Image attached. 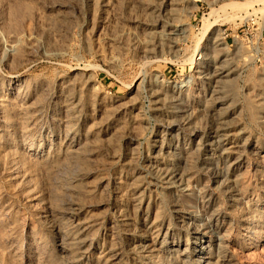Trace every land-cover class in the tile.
<instances>
[{
	"label": "rangeland",
	"instance_id": "rangeland-1",
	"mask_svg": "<svg viewBox=\"0 0 264 264\" xmlns=\"http://www.w3.org/2000/svg\"><path fill=\"white\" fill-rule=\"evenodd\" d=\"M169 1L0 0V264H67L56 228L72 217L93 221L92 241L106 255L132 262L130 248L143 233L137 179L149 190L151 223L173 228L183 246L216 238L222 243L211 245L215 257L264 264V0H179L176 18ZM158 5L169 11L158 12ZM157 20L164 30L181 24L186 30L177 53L165 41L157 44L151 31ZM225 54L226 65L240 72L221 86L228 103L212 108L214 84L203 76ZM84 81L91 87L78 95L71 85ZM169 87L184 119L153 112V93ZM73 97L83 100L76 139H88L74 161L61 150L73 136L66 124L71 110L64 107ZM230 105L247 131L243 140L254 143L244 150L246 169L233 197L220 177L226 167L210 155L215 122ZM163 138L177 147L175 158L187 170L176 195L149 174V157L166 154ZM89 186L98 189L87 194ZM190 224L204 236L193 238ZM192 258L188 264H197ZM100 259L97 253L87 262L103 264Z\"/></svg>",
	"mask_w": 264,
	"mask_h": 264
},
{
	"label": "bare ground",
	"instance_id": "bare-ground-1",
	"mask_svg": "<svg viewBox=\"0 0 264 264\" xmlns=\"http://www.w3.org/2000/svg\"><path fill=\"white\" fill-rule=\"evenodd\" d=\"M178 1L179 0H170L169 1L170 4H169L168 9L172 12L171 15H173L174 17L177 14V11H176L177 7H175V6L177 5ZM168 9H166V7L162 8L160 6L158 9L156 8V10L158 12H163L165 14H166V11ZM161 15H164V14H161ZM167 15L169 16V14H167ZM174 17H172V18H174ZM175 21H177V20H175ZM163 23L164 22L160 23L159 20H157L155 27L152 28V30H151L155 36L156 42H157V44L160 45L161 42L164 43V41H165L166 46L168 45L169 51L170 52L172 51L173 53H177V49H176V47H178V46H176V45H178L177 41L179 40L180 36H182V35L184 36V34L186 33V30L184 29L183 26H181L182 24L180 26H172L170 24L171 27H169V29L164 30L163 29L164 28ZM207 27H209V26H206V28ZM206 31L207 30H205V32ZM221 40H222L221 38H215L214 43H216V45H218L220 47L222 44ZM36 41H37V39H36ZM146 41H145V43H146ZM153 41H155V40H153ZM39 42H40V40H39ZM147 44H149V43H147ZM14 47H16V46H14ZM146 47H148V45H146ZM48 51H49V49H48ZM48 51L47 50L45 51V56H47V57L52 56V53L48 52ZM164 51H163V55H165ZM57 53H58V51H57ZM168 54H169V52H168ZM228 61H229L228 55L225 54V55L220 57V59L218 60V63L216 60V62L215 61L213 62V65L211 64L208 72L206 70H205L206 73L200 72L202 75H203V73H205L203 78L208 79L209 81L208 80L207 81L209 83L211 82V84H214L213 87H211V92H209V94L211 93L210 95H212V97H213V98L211 97L213 100L212 101L213 102L212 108H215L216 105H226L228 103V102H226V100H229V99L227 97L221 96L224 94V91H222L223 89L221 88V86L223 85V83L226 82L225 81L226 78L230 79V77H233V76H234L233 78H235V76L239 75L240 71H239L237 65L236 64L231 65L230 63L228 65H226V63ZM74 81H76V80H74ZM71 87H73V88L75 87L74 89L77 88L78 90L80 89L81 91L78 92V95H79V93H80V95H82L83 89L84 88L90 89L91 83L88 81L85 83L75 82L74 85H71ZM169 88L167 90V93H168V91H170V89H172V95L171 94L168 95L167 93L165 94L163 91H158L156 93H153V96L155 94V96H154L155 100L153 101V103H155V106L153 108V112H156L158 115H160V114L168 115V114L174 113L176 116L181 117V119L182 118L184 119V117L186 116V112L182 111L178 107L181 104L179 95L176 92V90H174L175 89L174 87L173 88L171 87L170 89ZM86 92L87 91L85 90V93ZM91 93H92V91H91ZM87 94H89V93H87ZM90 95H92V94H90ZM71 96H73V95H71ZM75 98L76 97H73L72 99L67 100L66 103L64 104V107L67 110H69V111L71 110L70 115L68 112L69 116L67 115L68 118L66 119V124L68 125L67 128L70 130L69 131L70 134L69 133L68 134L70 136L71 135H73V136L70 139L68 138V140L63 143L62 149H61L63 151V157L66 156L67 158H69L71 160L78 159L82 154L85 153L86 148H87L86 147L87 144L85 142H87V140H88L87 139L83 143V142H81L80 139L79 140L76 139L77 138L76 132H74L76 129L75 121L77 122V120H79L81 117V114H77L78 113L77 109L80 108V107L78 108V106H81V102L83 100L82 99H75ZM263 99L264 98H262V100ZM167 102L170 103V106L166 105ZM135 104L132 105L133 108H135ZM263 105H264V102H263ZM235 107L236 106L230 105V106L226 107L228 112L226 111L225 113H220L218 115V119H217L218 122H215L217 125V126L215 125L216 130L214 131V134L211 137L213 139V144H211V147H210V152H211L210 155L212 157H214L215 159H217L220 162V164L223 165V167H226L223 169H225V170L227 169L224 175L222 173H220V174H222V175H220V177H221V179H223L222 185H223L224 189L226 190V192L229 195H231L230 197L234 196V193H235L234 190H235L236 185L238 184V180H239V176H240L239 172L242 171V168L244 169L246 167V166L244 167V165L246 163V160L244 157V154H245L244 150L249 148L250 146H252V147L254 146L253 142H246V140H243L247 134V131L243 128L242 121L240 122V118L238 119V117L236 116V112H235L236 110L234 111V109H236ZM262 107L264 108V106H262ZM219 108H220V106H219ZM263 108H262V110H263ZM229 110H230V112H229ZM214 111H215V109H214ZM80 113H81V111H80ZM212 114H213V112H212ZM262 115L260 116L261 117L260 119H262L264 121V115L263 116ZM173 118H175V117H173ZM181 123H182V121H181ZM262 124H264V123H262ZM167 128H168L167 129L168 131L174 130V122L172 124L170 123ZM68 134L66 136H69ZM168 135H170V137H173L172 132H170ZM64 140H66V139H64ZM164 140H167V139L163 138V142H160L162 144L159 146H160V149L162 150V152H166V154H164V153L157 154V155L154 154V155L149 157L148 163H150L149 165L151 167L149 174H151L153 176L157 185H159L164 190H166V192L176 195L179 191L181 192L182 188L184 187V184L186 181V176H187V172H186L187 170H184L185 168L182 167V165H180V163H178L176 158H175V156H176L175 151H176L177 147L176 148L175 147L170 148V143L169 144L164 143L165 142ZM90 141H93V140H91V137H90ZM90 141H88V142L90 143ZM59 146L61 147V145H59ZM159 146H156L157 151H159V149H158ZM87 151H88V149H87ZM55 154H57V153H55ZM69 162H71V161H69ZM62 169H64V168H62ZM216 169H217V167H216ZM63 176H64V174H63ZM140 176H138L139 179H140ZM241 176H242V174H241ZM141 177H143V176H141ZM137 181H138V183H137ZM137 181L134 182V185L138 184L137 188L136 187L133 188L134 190H136V192H134L136 194V195H134V198H135L134 203H135V206H137L139 208V211L141 212V215H142V217L138 218V222L141 223L143 226V229H142L143 233L142 234L140 233L138 235L136 234L137 235V236H135L136 238L134 236H132L135 238L134 242L132 243V246L130 245L131 246L130 250L132 252L131 253L132 254L131 259L133 261L130 262V260L128 261V260L123 259V257L122 258L118 257L119 254H118V256H116L114 253H109V254H112L109 256L106 255L105 251H107V250H105V249L100 250L99 243L96 242L97 245L96 244L94 245V242L92 241V240H95V238L92 237V235L90 234L92 231L93 225H94L93 221L90 219H87V218H81L80 217V218H74L73 219V217H72L71 220L66 219V221L59 223L60 226H57V228L55 227L56 229H59V234H60L59 236L62 237V238L60 237V240L62 242L60 243V240H59L60 244L59 243L58 244L62 250V254H63L67 264H88L87 260L89 258L93 257L94 255H96L97 253H98V255H100L103 264H170L169 260H171L172 262L174 261L173 264H188L193 259L192 256L197 257L195 260V261H197V264H229V262H230V259H228L229 257H226L225 254H221V255L215 257V255L213 253L214 251L211 248L212 244H215V246L217 245V247L220 248L222 240H219L216 238H209V240H204L203 238H200L199 241L193 242L194 246H192V247H188V243L185 242L186 243V244H184V245H186V247H185L182 245L183 241L180 238L177 240L176 239L177 236L175 237V235H173L174 234L172 231L173 228H171L170 226H168V227L165 226L166 227V229H165L164 227H162V225H161L162 223H158V222H155V223L152 222L151 223V211H150V209L147 208V206H145V204L147 202L146 201L147 197H146L145 193L149 190H147L148 188L146 187L147 185L145 184V182H144V184L146 186L142 185L143 182L141 183V181H144V179L141 181H139L137 179ZM150 182L151 181H149V183ZM128 188H129V185H128ZM140 188H141V191L139 190ZM86 189H87V191H86L87 194H91L94 191L96 192V190L98 189V186H89V187L85 188V190ZM137 190H138V192H137ZM75 216L76 215H74V217ZM181 218H183V217H181ZM184 219H187V218H184ZM184 219L179 221V222L184 223L183 222ZM55 221H58V220L55 219ZM127 221H129V220H127ZM123 222L125 223L126 220ZM98 225H100V224H98ZM186 225H183V227ZM189 226H192L190 229V232H191L193 238L199 237L201 235L204 236L203 231L200 228L194 226L193 224L192 225L190 224ZM164 229H165V231H164ZM174 230H175V228H174ZM182 246L185 248L182 249L183 248ZM178 253H180L182 258L177 257V259H175L174 256H177ZM92 260H94V259H92ZM90 261H91V259H90ZM89 264H99V263L97 261H92V262H89Z\"/></svg>",
	"mask_w": 264,
	"mask_h": 264
}]
</instances>
